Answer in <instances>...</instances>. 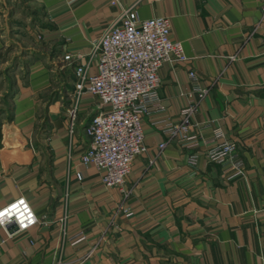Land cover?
Here are the masks:
<instances>
[{"label":"crops","instance_id":"obj_1","mask_svg":"<svg viewBox=\"0 0 264 264\" xmlns=\"http://www.w3.org/2000/svg\"><path fill=\"white\" fill-rule=\"evenodd\" d=\"M28 5L41 10L43 28H29ZM130 7L142 20L167 18L186 60L157 72L163 109L142 119L146 152L133 162L123 196L101 185L96 168L78 165L88 146L84 128L97 110L81 101L68 137L63 112L73 78L61 57L69 51L83 61ZM19 31L52 48L53 68L70 71L64 93L52 100V72L41 58L21 60L9 74L0 208L23 198L37 223L24 232L0 228V264H264V0H0V49L10 33L17 49L32 50L24 38L14 42ZM187 70L207 90L203 97L191 92ZM187 105L186 135L203 139L219 128L236 142L242 176L225 180L203 156L189 166L197 148L174 140L158 152L165 138L156 123L179 124ZM6 138L11 145H3Z\"/></svg>","mask_w":264,"mask_h":264},{"label":"built area","instance_id":"obj_2","mask_svg":"<svg viewBox=\"0 0 264 264\" xmlns=\"http://www.w3.org/2000/svg\"><path fill=\"white\" fill-rule=\"evenodd\" d=\"M111 4H114L111 1ZM79 54L66 51L61 61L70 66L72 90L63 120L69 138H72L78 106L83 100L96 104L97 112L84 128L88 146L79 157L82 168L90 165L101 172L100 183L105 189L128 194L125 189L133 162L146 152L141 122L143 118L160 113L157 72L165 62L182 64L185 57L180 42L172 40L169 20L165 17L139 19L133 7L121 11L91 44L82 60ZM191 92L198 98L207 90L197 86V76L187 70ZM193 106L179 112V124H160L155 128L165 141L157 145L160 153L170 140L185 148H197L186 158L194 166L199 156L217 165L225 180L242 176L243 161L237 154L236 142L226 138L219 128L212 129L203 139L187 136L191 127L187 118ZM155 125V124H153ZM200 145L203 147L198 149ZM81 170L75 173L80 181ZM125 217L131 213L122 209ZM37 223V218L23 198L0 208V228L11 227L13 233L24 232Z\"/></svg>","mask_w":264,"mask_h":264},{"label":"rangeland","instance_id":"obj_3","mask_svg":"<svg viewBox=\"0 0 264 264\" xmlns=\"http://www.w3.org/2000/svg\"><path fill=\"white\" fill-rule=\"evenodd\" d=\"M29 9L25 10L27 13V24L29 28L33 26H38L43 28L42 24H46L47 21L43 20V15L41 13L40 9H37L34 5H28ZM20 32V31H19ZM26 31H21L18 34V37L16 39H13L14 42L16 40H22L24 38V42L27 45H30L31 49L28 50H20L17 49V47L11 43L10 41V33H7L3 36L2 39V47L0 49V61H6V64L0 68V115L3 114V111H6L8 108V102L10 95L12 94V79L9 76L10 73H12L16 67V65L22 60H26L27 64L32 61L35 58H41L43 62H45L46 67H49L52 72V77L50 81L49 86V92L51 94L50 100H52V97L57 96L59 92L62 91L61 94H63L64 84L66 83V75L70 71L69 67H64L61 70H58V64H56V67L53 68L52 58H55V52H52V48H48L47 46H43L42 43L38 41V46L33 43V40L29 38L25 33ZM22 33V35H20ZM20 35V36H19ZM25 35V36H24ZM37 38H39V35H36ZM22 38V39H21ZM9 40V41H8ZM40 48V49H39ZM36 50V51H35ZM39 50V51H38ZM42 53H39L41 52ZM12 54V55H11ZM22 57V58H21ZM25 57V58H24ZM54 62V61H53ZM23 68H25V65L22 64ZM61 73V74H60ZM65 77V78H64ZM63 83V85L61 84ZM70 84V83H69ZM70 86V85H69ZM67 97H64L63 100H66ZM49 100V101H50ZM4 146H9L10 141L8 138L4 139L3 141Z\"/></svg>","mask_w":264,"mask_h":264}]
</instances>
